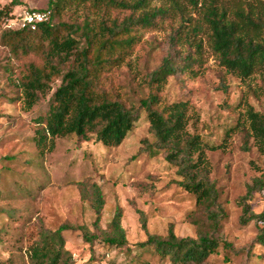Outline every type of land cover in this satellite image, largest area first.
I'll use <instances>...</instances> for the list:
<instances>
[{
    "label": "rangeland",
    "instance_id": "obj_1",
    "mask_svg": "<svg viewBox=\"0 0 264 264\" xmlns=\"http://www.w3.org/2000/svg\"><path fill=\"white\" fill-rule=\"evenodd\" d=\"M176 1L179 7H173V0H149L148 9L164 6L171 9L170 15L159 18L153 28H137V43L123 62L103 72L100 88L130 106L138 105L150 92L151 73L165 57L172 54L182 61L192 57L195 64L189 68L195 73L170 76L161 92L160 106L188 100L190 131L199 133L210 145H220L207 150L208 164L201 174L215 185L225 213L215 232L220 246L204 264H264V244L258 240L259 226L264 224L240 221L241 197L246 195L248 184L264 172V156L245 118L249 106L264 112V67L245 79L228 71L213 49L210 29L202 22V8L210 0H198L197 8L193 0ZM215 1L226 8L232 20L238 19L236 12L241 10L259 11L264 17V0ZM49 2L0 0V32L12 15L45 9ZM131 14V9L69 0L55 22L71 26L81 50L86 45L84 22L91 21L99 32L104 19L110 24L115 19L121 23ZM24 61H14L0 44V264H32L28 248L39 238L42 227L86 225L93 235L96 214L90 199L82 195V182L90 189L92 183H98L104 193L103 228L110 226L117 207L122 208L121 223L128 244L110 246L100 238L88 242L81 229L65 230L66 247L77 264H173L154 246L139 243L149 234L167 235L171 224L179 237L195 238L210 231L205 208L178 182L184 179L179 164L167 160L165 150L156 156L140 150L143 139L155 140L145 109L140 110L139 120L118 146H105L95 132L87 137L58 136L53 150L38 145L36 118L47 114L61 77L53 81V90L41 94L34 106L27 108L19 86ZM8 65H14V72L6 69ZM69 65L63 64V70ZM234 126L237 128L228 135L227 130ZM248 202L254 212H262L264 192H254ZM137 208L148 216L147 229L141 225Z\"/></svg>",
    "mask_w": 264,
    "mask_h": 264
},
{
    "label": "trees",
    "instance_id": "obj_2",
    "mask_svg": "<svg viewBox=\"0 0 264 264\" xmlns=\"http://www.w3.org/2000/svg\"><path fill=\"white\" fill-rule=\"evenodd\" d=\"M68 1L50 0L49 7L38 9L50 11V16L36 29L20 27L22 15H12L10 23L0 32V44L10 52L13 60L25 59L19 81L25 107L32 108L41 94L53 90V81L61 77L60 85L52 93L47 114L36 118V143L42 147L48 145L53 150L58 136L76 134L87 137L90 132H95L96 138L105 146H118L139 120L140 110L145 109L155 140L150 142L147 138L143 139L140 150L147 151L150 156L165 150L167 160L179 164V173L184 179L178 182L196 195L197 205L205 208L210 231L200 232L195 238L179 237L171 224L167 235L149 234L148 239L139 244L154 246L161 257H169L173 264H204L220 246L215 232L220 228V219L225 213L215 185L201 174L208 164L207 150H216L220 145H210L199 133L190 131L188 100L160 106L161 92L168 78L179 73L194 72L189 68L195 64L192 57L186 56L183 61L172 54L165 57L151 73L148 79L150 92L140 99L138 105L130 106L120 97H113L100 88L103 72L123 62L125 55L137 43V28L155 27L159 18L170 15L171 9L164 6L148 9L149 0H77L91 2L96 7L105 5L132 10V14L121 23L118 19L111 24L105 19L101 21L99 32L91 21L84 22L82 33L86 37V45L80 50L79 39L69 30L71 26L61 21L55 22V17L61 14ZM173 3V7H179L176 0ZM193 4L197 8L199 1L193 0ZM138 10L141 14L136 15ZM201 14L202 22L211 31L213 49L228 71L245 79L258 67H264L262 13L241 10L236 12L238 19L232 20L228 18L225 7L210 0L202 8ZM115 52H118L116 57ZM63 64H70L65 71ZM14 68V65L6 67L10 72H14ZM245 118L258 150L264 156V112L249 106ZM234 128L237 126L227 130V134L230 135ZM81 184L82 195L90 199L96 214L93 223L96 232L89 235L91 231L86 225L68 223L56 229L42 227L39 238L28 248L32 264H77L66 247L63 232L68 229H81L88 242L100 238L110 246L123 247L128 244L121 223L122 208L117 207L110 226L103 228L100 221L105 205L104 193L98 183H92L91 189L83 182ZM254 192H264V172L248 184L246 195L241 197L243 213L240 221L243 224L252 220L264 224V210L254 212L248 202L254 197ZM136 210L143 229H147V214L140 208ZM258 240L264 244V225L259 226Z\"/></svg>",
    "mask_w": 264,
    "mask_h": 264
},
{
    "label": "built area",
    "instance_id": "obj_3",
    "mask_svg": "<svg viewBox=\"0 0 264 264\" xmlns=\"http://www.w3.org/2000/svg\"><path fill=\"white\" fill-rule=\"evenodd\" d=\"M50 16V11L33 9L26 11L24 15L19 19L20 27H30L36 29L39 23L47 21Z\"/></svg>",
    "mask_w": 264,
    "mask_h": 264
}]
</instances>
